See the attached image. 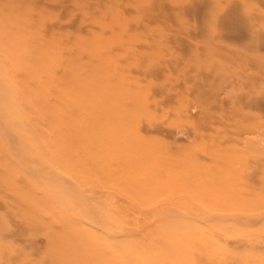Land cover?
Masks as SVG:
<instances>
[{
  "label": "rangeland",
  "instance_id": "374dc122",
  "mask_svg": "<svg viewBox=\"0 0 264 264\" xmlns=\"http://www.w3.org/2000/svg\"><path fill=\"white\" fill-rule=\"evenodd\" d=\"M0 42V104L19 105L20 122L7 104L0 113L51 138L54 155L53 169L39 144L16 155L0 124V264H264V0H0ZM16 60L40 85L57 62L45 107L59 89L103 95L60 112L97 125L64 137L54 110L26 101ZM182 185L222 210L187 203ZM243 205L253 211L233 210Z\"/></svg>",
  "mask_w": 264,
  "mask_h": 264
},
{
  "label": "bare ground",
  "instance_id": "6f19581e",
  "mask_svg": "<svg viewBox=\"0 0 264 264\" xmlns=\"http://www.w3.org/2000/svg\"><path fill=\"white\" fill-rule=\"evenodd\" d=\"M15 35L10 36L9 39H8L9 40V44L11 43L12 46H14V45L17 46L18 44H21L19 42V37L17 36L18 35V32H16ZM2 44H0V45H2ZM43 52H45V51L43 50ZM1 56L2 55L0 54V61L2 60L1 59ZM11 59H13V58L11 57ZM16 61H18L20 63H14V62H12L13 63L12 65L14 66V69H16V70L24 69V66H25V70L27 69V73H28L27 74L28 75V79L30 80V84H28V85H29V87H31V89H28V93H27L30 96L28 95V97H26L27 98L26 101L29 102V103H31V104H34L36 106H42V107H36L35 110H38L39 109V110H42L43 112H44V110H46V112H47V110H49V111L54 110L55 112L52 113V114H50V115H48V118L47 119L50 120V123H51L52 126H54V125H60L61 126V133H63V136L64 137H67L66 136V133H67L68 136L70 134V137L69 138L71 140L77 138L78 133H77L76 130L78 128H80V127H83V124L86 123V122H84V120L85 121L87 120L88 123L93 124L92 126L97 125V124L94 123L96 119L93 116H90V115H87L86 114V116L85 115L84 116H81L80 115V116L73 117L74 115H72V113H71V116L73 118L72 117L70 118L68 116L67 117L68 118V121H65V124H63L64 120L61 118V116H60L61 113L60 112H62V111L63 112H69V111H72V109H74V110H83V109H91V108L92 109L93 108L96 109L97 106L99 105L100 101L103 99V97H104L103 95H100L99 93H95V95L85 96V95H81V93H80L79 96L75 97L74 95H71V93H70V95H68L67 92H64L61 89H59L58 92L60 93V95L53 102L55 104V106L45 107V106H48V104H50V102L46 98V96L48 95L46 93V90L48 88L47 86H51V87L53 86V84H52V81L53 80L51 79L52 77H49L48 73L53 68V66H55L57 64V62L54 63L52 61L51 62L48 61L46 63V69L44 70L45 71L44 75H45L46 80L43 81V82L41 81L42 82V85H40V77L37 78L36 72H35V67L34 66H31V65H27L22 60L21 61L16 60ZM68 64H69V66L67 68H70V70H67V72H66L65 75H66V80L70 84H68L67 86H68V89H73V90L77 91L76 90L77 88H73L72 85H75L76 83H78V81H77V75H76L75 72L78 71L79 69H82V68L77 67V66H74V63L73 62H69ZM8 74H9L8 70L4 68V70H2V74L0 75V81L3 82V83L0 82V91L1 92L3 91L4 96H6V95H8L10 93V86L7 83L8 82ZM38 74H40V73H38ZM80 90H82V87L80 88ZM50 91H52V90H50ZM114 100L116 101V99H114ZM10 101H11L10 99L3 98V101H1L2 105L0 104V110L2 108L4 109L5 104H7L8 106H10V108H9L10 110H15V111L17 110V111H19L20 106L17 105V107L15 108L13 106V103L12 102L10 103ZM107 105H108V107H110V105H112V107H110L112 109H115V110L119 109L118 105L113 100L108 101ZM4 110L0 113V115H1V120H0L1 129L3 130L2 133L3 134H6L5 135L7 137L6 139L12 140V141H14L18 145L17 146V149L15 150V154L18 155V156H21V155H25V156L28 155L29 156L30 155V147L34 143L39 144L40 147H42L40 154H37L39 151H37V153L34 151V153H36V156L37 157H40L41 159H44V161L46 160V163L44 164V166L46 168L53 169L54 168V164H53L52 161H49V160H50V157L52 158L54 155L53 154H48L49 152L50 153H53V152H51V150H53V149L50 148V147H48V144L51 143L52 139L51 138L50 139H46V138H43V137H37V136L34 135V133L31 132V130H28L26 128L23 130L22 129L23 124H18L17 127H15L16 124H12V123L9 122V120H6L5 116L3 115ZM56 110H57V112H56ZM17 111L15 113V116L18 115L17 114ZM12 113H14V112L12 111ZM57 113H59V114H57ZM45 114H47V113H45ZM82 114H84V113H82ZM17 120H18V122H20L19 121V115H18ZM23 121H26V120H23ZM82 121H83V124H80V123H82ZM84 125L85 126L86 125L88 126L87 123L84 124ZM94 134H95L94 135V139H97L96 138L97 137L96 135H99V134H96V133H94ZM0 137H2V135ZM60 147H63V145L61 144ZM35 148H36V146H35ZM0 149H2V148L0 147ZM65 149H66V147H64V152H66L68 154L72 153V151H71L70 148H68L66 150ZM57 150H58V148L56 147L55 152H57ZM95 154H96V152H95ZM32 156H34V155H32ZM182 187L183 188H186V190H187V191L185 190L187 194L185 195L186 198H184L185 200H187V203H192L194 205H197V207L200 208L201 210L205 211L206 214L209 213V215H210V213L212 214L213 212L221 211L222 210V207L221 206L209 204V203H206L203 198L200 199V197H198V194L197 193H194V191H192V190H189L188 187H186L184 185H182ZM47 188H48V186H47ZM47 191H49V193H52L51 191H53V186H52L51 189L49 188V190H47ZM179 196H181V195H179ZM135 198H136V201H138V203H140V204H144L146 202L145 200L147 199V197H140L139 195H136ZM63 200L65 201L66 199L64 198ZM45 203H46V205H48L49 207H51V203L50 202H48V204H47V202H45ZM183 203H185V202H183ZM70 205L71 204L69 203V206ZM233 210H236V211L241 210V211H243L245 213L246 212L247 213H250V212L253 211L252 207L251 206H247V205H243V206H241V207H239L237 209H233ZM138 211H140V210H138ZM203 211H200L201 214H202ZM75 213L77 215H79L81 218H83L85 216L82 213H78L77 210H75ZM213 214H215V213H213ZM241 214H243V213H241ZM231 215H233L235 217L236 214L232 213ZM253 215H255V216L253 217ZM257 215L256 214H252V217L253 218H257L256 217ZM101 216H103V215L101 214ZM208 216L207 215H203V217H205V218L208 217ZM219 216H221V215H219ZM222 216H223V214H222ZM239 216L240 215H238L236 217H239ZM244 216L246 217V214ZM216 217H218V215L215 216V218ZM227 217L228 216H226L224 218H227ZM247 217H248V215H247ZM258 217H260V216H258ZM98 218L101 220V222L104 221L103 220V217H98ZM253 218H251V219H253ZM85 235L87 236L88 234H85ZM114 264H120V263H114Z\"/></svg>",
  "mask_w": 264,
  "mask_h": 264
}]
</instances>
